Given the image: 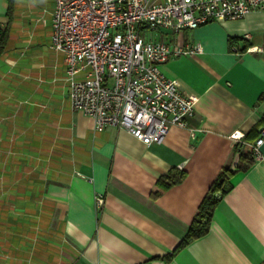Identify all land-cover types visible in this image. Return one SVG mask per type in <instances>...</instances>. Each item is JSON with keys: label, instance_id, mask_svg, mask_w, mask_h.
Segmentation results:
<instances>
[{"label": "crops", "instance_id": "obj_1", "mask_svg": "<svg viewBox=\"0 0 264 264\" xmlns=\"http://www.w3.org/2000/svg\"><path fill=\"white\" fill-rule=\"evenodd\" d=\"M54 4L15 0L9 12L0 0V28L9 26L0 52V143H22L2 148V174L20 177H3L0 189L23 195L10 200L14 209L0 201L1 264H264V142L254 164L233 175L209 231L180 244L211 182L264 127V7L158 30L159 39L202 49L162 65L196 100L189 126L171 125L162 142L147 144L122 126L95 131L93 118L71 107L65 56L52 46ZM235 130L242 139L231 137ZM33 152L39 164L27 167ZM173 169L186 176L164 187L159 178ZM96 193L105 198L99 209Z\"/></svg>", "mask_w": 264, "mask_h": 264}, {"label": "built area", "instance_id": "obj_2", "mask_svg": "<svg viewBox=\"0 0 264 264\" xmlns=\"http://www.w3.org/2000/svg\"><path fill=\"white\" fill-rule=\"evenodd\" d=\"M263 7L264 0H55L52 46L65 56L71 107L91 116L95 131L113 124L147 144L162 142L171 125L189 126L196 103L162 65L202 47L159 39L158 30L178 32ZM263 142L264 127L252 145L257 158ZM104 202L96 193V208Z\"/></svg>", "mask_w": 264, "mask_h": 264}, {"label": "trees", "instance_id": "obj_3", "mask_svg": "<svg viewBox=\"0 0 264 264\" xmlns=\"http://www.w3.org/2000/svg\"><path fill=\"white\" fill-rule=\"evenodd\" d=\"M15 0H8V11L11 12L14 7ZM9 34V26L6 29L0 28V52L2 51ZM247 46H245L246 48ZM239 145V143H236ZM255 162V152L252 148L245 149L240 153V160L235 166L225 164L215 179L211 182L207 192L202 198L198 210L194 215L191 225L186 232L185 237L181 241L184 245L191 240L206 234L210 228V220L212 212L222 196L228 192L233 186V175L238 171H247ZM186 176L183 169H173L160 176L159 180L164 187H169L181 181Z\"/></svg>", "mask_w": 264, "mask_h": 264}, {"label": "rangeland", "instance_id": "obj_4", "mask_svg": "<svg viewBox=\"0 0 264 264\" xmlns=\"http://www.w3.org/2000/svg\"><path fill=\"white\" fill-rule=\"evenodd\" d=\"M31 80H34V79H31ZM1 87H5L6 88V84L3 85V86H1ZM2 96H6V95L0 94V98H2ZM5 114H6V112H5ZM3 115H4V113H3L2 109H0V119L1 120L3 119V117H2ZM44 130H45L44 132H50V126L48 125L47 127L44 128ZM2 131H4V128H3V126L0 123V135L3 134ZM49 136H50V134H48V138H50ZM45 137H47V135L44 133V143L49 144V140L48 139L46 140ZM17 139H19V137H17ZM20 145H22V143L21 144L15 143L14 140L11 141V143H8V144H1L0 143V184H3L4 183L3 177L6 178V180H11L12 179V181L15 180L16 178L20 177V174H18L17 172L16 173H13V174H10V175L8 173L7 174H2L3 173V169H2V166H3V151H2V148L4 149L5 147L6 148L9 147L8 149L11 148L13 151H18L21 148ZM10 154L12 156L23 155L22 153L19 154L18 152H14V153H10ZM26 157H30L31 158L30 161H29V163H27V167L34 168V165L37 164V162L39 161V155L36 156V154L33 152L32 153V156L26 155ZM50 161L51 160L48 159V155H45L44 154L43 155V159H42L43 168L44 169L45 168H50ZM38 164H39V162H38ZM7 168H8V166L6 165V169ZM1 182H3V183H1ZM4 184L1 185V186H4ZM7 189H8L7 187L3 191L0 189V192L1 191L4 192L3 197L0 198L1 199L0 201H3L4 202L3 203L4 205L2 204L3 205L2 207L3 208L8 207V208L14 209V206L12 205V203H9L10 200L11 199H18V198L22 197L23 195H16L15 196V195L12 194V190L11 189H8V190ZM6 190H7V192H6ZM2 220L3 219L0 216V233H3L2 232V226H3L2 225ZM4 243H6V242L2 241L1 235H0V248H4V246H3ZM2 252H3V249H0V258L1 257H4V255H3ZM0 264H1V262H0Z\"/></svg>", "mask_w": 264, "mask_h": 264}]
</instances>
